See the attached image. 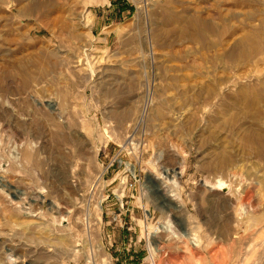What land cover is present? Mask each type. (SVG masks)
<instances>
[{
  "label": "rangeland",
  "instance_id": "1",
  "mask_svg": "<svg viewBox=\"0 0 264 264\" xmlns=\"http://www.w3.org/2000/svg\"><path fill=\"white\" fill-rule=\"evenodd\" d=\"M177 10L264 34V0H0V264H264V147L181 98Z\"/></svg>",
  "mask_w": 264,
  "mask_h": 264
},
{
  "label": "bare ground",
  "instance_id": "2",
  "mask_svg": "<svg viewBox=\"0 0 264 264\" xmlns=\"http://www.w3.org/2000/svg\"><path fill=\"white\" fill-rule=\"evenodd\" d=\"M175 13V21L178 26H175L176 28L173 26L174 28H171L169 33H173L176 39L179 38L178 45L181 49H179L177 55L181 60L180 68H189L195 70L196 73L198 72L197 75H195L196 79L193 83L189 85L186 91L181 93V98L185 99L183 97H186L187 101L189 99L191 104L195 106L196 104L199 106L201 105L205 110L208 108L211 109L209 119L206 121L207 123H213L219 131L226 130V126L232 127L235 129L236 138L242 141V143L248 142V149L254 152L257 150L256 153L259 155L261 149L264 147L262 142L264 130H261L257 126L243 128L240 121L242 119H247L249 116L253 117L256 123L264 119V70H262V68L260 69L259 65L255 63L251 72L248 71V73L241 74H237L236 72L243 66L249 64V62L260 58L259 54L264 42L263 32L261 29H257L252 34L243 36L233 43H226L224 42V35L228 30L227 28L222 27L221 29L214 24H205L201 26V21L190 15L188 16L186 10H177ZM126 27L130 29L132 26L127 25L125 28ZM124 31L125 30H123V32ZM126 35H124V37ZM154 38L155 36L153 35V40ZM152 47L153 45L151 43V48ZM197 49L206 51V53L202 54L198 59L194 56ZM247 78H249V80H247ZM159 79L163 82L166 91L173 88L176 80L168 71L162 74ZM190 79L189 81H191ZM154 85L153 79L148 80L147 90L145 91H147V93L151 92L152 86ZM145 86L146 84L144 88ZM262 122H264V120ZM247 126L248 125H246V127ZM212 130L210 134H213ZM225 134L227 133L224 131V135ZM203 135L205 134L203 133ZM225 149L223 152L219 153L215 159H211L205 166L218 171L229 169L234 161V156L232 157L230 152H227L228 149L227 151ZM171 173H173V171L171 172L169 170L168 174ZM171 177L172 180L177 177V174L175 173L171 175ZM217 182L218 183L213 186V189L222 190L229 186V183L226 184L223 179H218ZM158 232H160L159 229L148 233L150 253L152 255L160 253V241L153 240Z\"/></svg>",
  "mask_w": 264,
  "mask_h": 264
},
{
  "label": "crops",
  "instance_id": "3",
  "mask_svg": "<svg viewBox=\"0 0 264 264\" xmlns=\"http://www.w3.org/2000/svg\"><path fill=\"white\" fill-rule=\"evenodd\" d=\"M218 236H222V237H225V236H228L230 234H227L225 231H222L220 233H217Z\"/></svg>",
  "mask_w": 264,
  "mask_h": 264
},
{
  "label": "built area",
  "instance_id": "4",
  "mask_svg": "<svg viewBox=\"0 0 264 264\" xmlns=\"http://www.w3.org/2000/svg\"><path fill=\"white\" fill-rule=\"evenodd\" d=\"M152 264H155V263H152Z\"/></svg>",
  "mask_w": 264,
  "mask_h": 264
}]
</instances>
